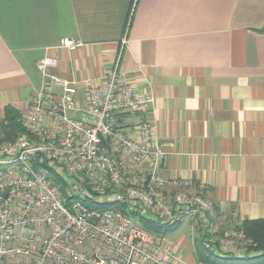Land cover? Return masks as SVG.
<instances>
[{"label":"crops","instance_id":"obj_1","mask_svg":"<svg viewBox=\"0 0 264 264\" xmlns=\"http://www.w3.org/2000/svg\"><path fill=\"white\" fill-rule=\"evenodd\" d=\"M65 38L82 45L62 48ZM123 39L122 82L154 97V144L167 155L159 173L207 187L217 239L264 219V0H0V138L7 111L22 122L40 92V60H58L55 72L77 83L86 109L87 82H104ZM198 223L149 233V246L165 261L174 252L177 264L247 258L207 249Z\"/></svg>","mask_w":264,"mask_h":264},{"label":"built area","instance_id":"obj_2","mask_svg":"<svg viewBox=\"0 0 264 264\" xmlns=\"http://www.w3.org/2000/svg\"><path fill=\"white\" fill-rule=\"evenodd\" d=\"M125 46L101 85L87 82L86 109L55 57L36 64L43 82L22 119L26 133L0 143V264H177L174 252L165 250L170 261L153 252L141 217L171 226L199 218L207 249L243 253L235 235L217 239L206 224L205 185L159 173L167 155L154 144V97L122 82ZM139 114L145 122L133 125Z\"/></svg>","mask_w":264,"mask_h":264},{"label":"trees","instance_id":"obj_3","mask_svg":"<svg viewBox=\"0 0 264 264\" xmlns=\"http://www.w3.org/2000/svg\"><path fill=\"white\" fill-rule=\"evenodd\" d=\"M12 116L14 115H12L10 111H7V118L9 119L5 127V133L0 138L1 144L14 142L20 135L26 133L18 117L15 116L12 118ZM138 222L140 226L150 234H158V236L165 235L177 227V225H163L156 220H147L143 217L139 218ZM240 233H243L245 239L253 244V246H251L253 248L250 249V251L255 249L258 253L253 257L249 256L250 254L245 256L247 258L243 259L241 264H264V219L244 221L241 225Z\"/></svg>","mask_w":264,"mask_h":264},{"label":"rangeland","instance_id":"obj_4","mask_svg":"<svg viewBox=\"0 0 264 264\" xmlns=\"http://www.w3.org/2000/svg\"><path fill=\"white\" fill-rule=\"evenodd\" d=\"M205 197V196H204ZM206 198V197H205ZM206 200L208 201V204H209V207H210V209H209V211L210 212H212V210H213V205H212V203L206 198ZM210 212L208 213V214H210ZM185 229H186V225L185 224H181L180 226L178 225V227L177 228H175L174 230H172V231H169L168 233H166V235H171V236H173V235H176V234H180V233H182V232H184L185 231ZM234 228L232 227V230L231 231H228V233H226V234H224L223 236H221L222 237V239H224L225 238V236H229V235H235L236 236V238L233 240V242H234V244H235V248H237V249H240V250H242L243 251V253H241V254H243V255H245V256H248L249 254V256H251V257H253V256H255L256 254H258L257 252H256V250L254 249L253 251H250V249H252L253 247H251V246H253V244H251V242L249 241V240H247V239H245V237L244 238H242L241 237V233H240V231H235V229L233 230ZM187 230V229H186ZM236 230H238V229H236ZM239 233V234H238ZM241 239V240H240ZM149 240H150V238H149ZM237 241H239V242H237ZM242 243V244H241ZM247 249V250H246ZM245 251H246V253H245ZM233 253H235V252H233ZM226 254H232V253H226Z\"/></svg>","mask_w":264,"mask_h":264},{"label":"bare ground","instance_id":"obj_5","mask_svg":"<svg viewBox=\"0 0 264 264\" xmlns=\"http://www.w3.org/2000/svg\"><path fill=\"white\" fill-rule=\"evenodd\" d=\"M236 231V230H235ZM239 234V233H238ZM241 240V239H240ZM237 242H239V241H237ZM242 244V243H241ZM234 254V253H233ZM239 256H241V255H239Z\"/></svg>","mask_w":264,"mask_h":264}]
</instances>
